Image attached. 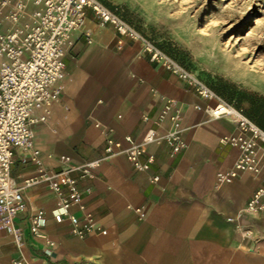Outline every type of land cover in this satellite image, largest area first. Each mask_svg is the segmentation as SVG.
Segmentation results:
<instances>
[{"label":"crops","instance_id":"crops-1","mask_svg":"<svg viewBox=\"0 0 264 264\" xmlns=\"http://www.w3.org/2000/svg\"><path fill=\"white\" fill-rule=\"evenodd\" d=\"M32 10L29 5L16 25L32 22ZM8 11L0 14V33L15 25L5 18ZM70 41L63 56L62 92L49 105H34L32 116L45 115V120L32 125L31 149L13 148L10 174L22 183L39 169L58 172L101 158L93 177L70 172L85 211L77 206L69 211L80 222L90 213L94 230L79 236L68 219L56 222V195L44 182L31 185L22 194L25 210L12 219L22 243L0 230V264H264V217L246 219L250 237L242 238L236 228L239 214L264 179V143L257 146L258 172L221 178L238 151L220 139L239 131L229 117L212 118L195 107L214 100L198 96L177 74L152 60L139 38L120 36L90 10ZM249 92L258 103L213 93L242 108L264 131V94ZM167 100L173 101L170 113L177 118L160 123L157 117ZM150 127L157 138L146 146L144 156L154 155L148 170H136L121 152L105 153L109 134L126 146L125 136L139 141ZM167 129L179 131L185 145L179 153L172 154L162 139ZM155 175L159 179L153 182ZM37 209L45 220L38 236L30 231ZM46 238L54 243L49 254Z\"/></svg>","mask_w":264,"mask_h":264},{"label":"built area","instance_id":"built-area-1","mask_svg":"<svg viewBox=\"0 0 264 264\" xmlns=\"http://www.w3.org/2000/svg\"><path fill=\"white\" fill-rule=\"evenodd\" d=\"M29 5L33 6V21L16 25L24 17ZM6 8L9 11L5 18L15 25L8 32L0 33V55L3 57L0 63V230L11 234L17 245L22 243L21 230L13 226L12 219L25 210L24 189L44 182L58 199L55 221L68 219L73 225V232L85 236L94 230L93 218L90 213H84V219L80 222L77 216L70 213L71 206L85 211L82 192L70 172L79 170L84 176L93 177L101 158L70 165L58 172L39 169L36 175L16 183L10 174L13 148H32V125L45 120V115L38 118L32 116L33 107L36 103L49 105L61 94L65 47L71 42V33L84 24L88 10L92 11L101 25H113L120 36L138 39V35L96 0H0V14ZM118 42L121 43L122 38ZM148 50L152 60L160 61L166 69L177 74L198 96L214 100L213 104L203 107L196 105L198 110H204L212 118L229 117L235 122L239 132L222 136L220 143L236 148L238 156L220 177L231 180L241 171L258 172L257 146L264 143V131L245 115L243 109L217 98L210 88L162 54L151 51V48ZM172 105V100L164 103L157 117L158 122L166 118L171 122L176 120L177 116L170 113ZM156 138V129L150 127L139 141L130 135L125 136L126 146H123L121 141L114 140L109 134L104 151L109 155L121 152L136 170L144 171L154 162L153 154L144 156L146 146ZM162 139L170 146L172 154L179 153L185 146L177 130H165ZM158 179L157 175L152 177L153 182ZM85 191L89 192V189ZM252 215L264 217V179L247 200L237 219L236 228L242 238L252 234L246 227V219ZM44 223V212L35 210L30 217L32 234L41 235ZM44 243L49 254L54 243L47 238Z\"/></svg>","mask_w":264,"mask_h":264},{"label":"rangeland","instance_id":"rangeland-1","mask_svg":"<svg viewBox=\"0 0 264 264\" xmlns=\"http://www.w3.org/2000/svg\"><path fill=\"white\" fill-rule=\"evenodd\" d=\"M96 1L214 93L264 94V0Z\"/></svg>","mask_w":264,"mask_h":264},{"label":"bare ground","instance_id":"bare-ground-1","mask_svg":"<svg viewBox=\"0 0 264 264\" xmlns=\"http://www.w3.org/2000/svg\"><path fill=\"white\" fill-rule=\"evenodd\" d=\"M146 4L147 5H150L151 3H150V0H146ZM194 38V37H193ZM194 44V43H193ZM197 44H199V43H197ZM195 45H196V43H195ZM237 72V71H236ZM251 78V77H250ZM254 85V84H253ZM264 88V87H263Z\"/></svg>","mask_w":264,"mask_h":264}]
</instances>
